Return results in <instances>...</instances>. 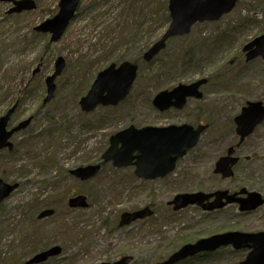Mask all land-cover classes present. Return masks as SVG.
I'll list each match as a JSON object with an SVG mask.
<instances>
[{
	"label": "rangeland",
	"instance_id": "obj_1",
	"mask_svg": "<svg viewBox=\"0 0 264 264\" xmlns=\"http://www.w3.org/2000/svg\"><path fill=\"white\" fill-rule=\"evenodd\" d=\"M34 1L35 11L16 15H7L10 5L0 3V115L24 94V110L36 117L25 132L33 145L0 153V179L19 184L0 205V264H25L30 254L50 246H60L63 253L46 264L113 263L124 256L133 257L131 264H156L200 238L264 232V205L252 213H240L236 205L212 213L196 206L174 212L168 206L177 194L220 189H246L264 197V123L237 150L240 161L233 178L213 173L217 160L238 142L234 118L248 102L264 106V61L246 62L243 52L264 34V0H239L219 21L197 24L189 35L171 39L151 63L142 56L170 24L168 0H143L141 26L139 9L130 17L124 11L127 0H82L57 43L34 28L57 15L60 0ZM125 24L133 28L122 32ZM58 58L65 60V69L55 81L54 99L44 105L45 80ZM128 61L139 66L129 98L117 107L83 114L79 101L98 71ZM201 79L208 81L200 89L201 100L191 98L182 111L166 114L153 108L160 91ZM184 124L208 129L164 179L144 181L136 178L134 168L112 164L88 182L70 176L71 170L98 164L110 137L130 125ZM72 189L88 197V209L68 208ZM147 206L154 216L118 227L123 213ZM49 209L55 212L52 217L37 219ZM247 253L230 247L182 264H237Z\"/></svg>",
	"mask_w": 264,
	"mask_h": 264
},
{
	"label": "water",
	"instance_id": "obj_2",
	"mask_svg": "<svg viewBox=\"0 0 264 264\" xmlns=\"http://www.w3.org/2000/svg\"><path fill=\"white\" fill-rule=\"evenodd\" d=\"M9 0H0L7 2ZM238 0H169L168 10L171 23L163 37L155 43L145 54L144 60L151 62L161 51L166 48L168 40L174 37H182L190 34L192 27L197 23L216 22L223 16L231 13ZM81 0H61L59 13L52 19L45 21L36 28V31L50 33L51 42H57L63 36L72 18L79 7ZM14 8L8 13H22L36 9L33 0L14 1ZM246 53V62L259 57L264 61V35L254 39L243 48ZM65 68V61L59 58L55 65V72L46 80L47 97L44 103H48L54 97L56 90L55 80ZM138 66L130 62L121 64L118 68L111 65L98 74L88 94L80 100L82 111L90 113L98 106L116 107L130 94L136 80ZM207 80L203 79L190 85H179L171 91L159 93L153 100V105L165 112L171 108L183 109L188 98L201 99L200 87ZM11 109L8 114L0 119V151L13 149L9 142L14 133L26 129L31 119L24 121L18 127L7 131L8 120L14 112ZM236 134L239 142L227 150L226 156L221 157L215 164V174L224 179L234 175L233 168L238 164L236 148L254 133L255 129L264 122V106L261 102H248L241 110L239 116L234 119ZM207 126H199L196 129L190 125L169 126L163 128L145 127L136 129L134 126L111 136L109 147L102 155L104 164L112 163L115 168H135V176L145 181L163 179L172 173L176 163L184 158L188 151L194 149L199 142L201 134ZM102 169L101 164L80 167L71 171V175L81 181H88L97 176ZM18 188V185H10L0 179V204ZM246 196V197H242ZM212 199V201H210ZM85 196H77L69 200L70 208H87ZM239 204L241 212L255 211L264 205V198L256 192H247L242 189L238 193L230 194L228 191H217L212 194L203 192L192 194H180L175 196L170 205L174 211L185 209L190 205H198L203 211L213 212L221 210L231 204ZM52 210H46L39 215V219L50 217ZM153 215L150 208L121 215L119 227L128 226L131 223ZM232 246L234 250L249 249L250 252L242 262L238 264H264V232L241 233L227 232L202 238L193 244H187L172 254L168 260L157 264H178L188 258L201 253H211ZM62 252L60 247H53L30 259L27 264H40L49 258L58 256ZM133 258L123 257L112 264H130ZM110 264V263H102Z\"/></svg>",
	"mask_w": 264,
	"mask_h": 264
},
{
	"label": "flooded vegetation",
	"instance_id": "obj_3",
	"mask_svg": "<svg viewBox=\"0 0 264 264\" xmlns=\"http://www.w3.org/2000/svg\"><path fill=\"white\" fill-rule=\"evenodd\" d=\"M6 4H9L10 5V8L9 9H11L12 8V4H11V2H8V3H6ZM14 15H16V14H14ZM34 31L35 32H37L36 31V29L34 28ZM46 35H49L50 36V39H51V34L50 33H46ZM28 97H27V95H25L24 96V94L22 95V96H20V97H18V98H16L15 100H14V102L10 105V106H8V107H6V109L2 112V114L0 115V117H2V116H4V115H6L11 109H15L14 110V112L11 114V116H10V118H9V120H8V128H7V131H11V130H13L14 128H16L18 125H20L22 122H24V121H26V120H28V119H31V122H30V124H29V126L26 128V129H24V130H21V131H19V132H16V133H14L13 134V136L11 137V143L14 145V149L15 148H20V147H24V144L27 142V140L28 139H32V136H30V137H28V135H26L27 133H25V132H27V130H29V128L30 127H32L33 126V123H34V121H35V119H36V117L34 116V115H27V112L24 110V108L26 107V101L28 100L27 99ZM46 98V97H45ZM45 98H44V100H45ZM202 98H203V93H202ZM201 98V99H202ZM200 99V100H201ZM44 100H43V102H44ZM152 106H153V108L155 109V111L157 112V113H159V114H166L167 112H170V111H174L175 109H170V110H168V111H165V112H161L160 110H158L154 105H153V100H152ZM175 111H178V110H175ZM182 111V110H181ZM203 125V124H202ZM168 126H171V125H168ZM168 126H152V125H147V126H144V127H168ZM199 126V125H198ZM195 128L197 127V126H194ZM208 129V128H207ZM206 129V130H207ZM205 130V131H206ZM204 131V132H205ZM203 132V133H204ZM202 133V134H203ZM23 134V135H22ZM202 134H201V136H202ZM27 137V138H26ZM26 138V139H25ZM201 138V137H200ZM19 139H21V140H24L23 142H22V144L20 143L21 141H19L18 142V140ZM232 145H234V144H232ZM232 145H231V147H232ZM230 147V146H229ZM14 149H13V151H14ZM8 151V150H7ZM12 151V152H13ZM9 152V151H8ZM189 152H187V154H188ZM186 154V155H187ZM186 157V156H185ZM234 172H235V170H234ZM235 175V174H234ZM215 176H218L217 174H215ZM234 177V176H233ZM232 177V178H233ZM73 179H75V180H77V181H79L78 179H76L75 177H73ZM231 179V178H230ZM75 191L72 189L71 190V194H70V197H69V199H68V202H69V200L71 199V198H75V197H77V196H79L80 195V193H74ZM231 193V192H230ZM232 194H234V193H232ZM244 197V196H243ZM170 206V205H169ZM171 208H173L172 206H170ZM76 210L77 209H79V208H75ZM50 210H52V209H50ZM54 211V210H53ZM55 213V212H54ZM54 215V214H53ZM52 215V216H53ZM51 216V217H52ZM32 238V237H31ZM32 242V241H31ZM31 244H33V245H35L36 246V243H35V241L34 242H32ZM52 246H50L49 248H47V247H43L41 250H36L33 254H30L29 256H28V259H27V261L25 262V264H27V262L32 258V257H34V256H36V255H38V254H40V253H43V252H45V251H47L48 249H50Z\"/></svg>",
	"mask_w": 264,
	"mask_h": 264
},
{
	"label": "trees",
	"instance_id": "obj_4",
	"mask_svg": "<svg viewBox=\"0 0 264 264\" xmlns=\"http://www.w3.org/2000/svg\"><path fill=\"white\" fill-rule=\"evenodd\" d=\"M143 4V0H127L126 1V3H125V6H124V11H126V12H128V16L130 17V16H132V15H136L137 14V11H136V9H139V17H140V23H139V26H141L143 23L141 22V17L143 16V13H142V7H141V5ZM99 5H100V3H98V5L96 6V7H99ZM139 6V7H138ZM166 14H167V17H166V21L167 22H169L170 21V19H169V15H168V13L166 12ZM169 20V21H168ZM124 28H123V31L122 32H125V30L126 31H129L130 30V28H133V26L132 25H129V24H125L124 26H123ZM122 35H125V33H122ZM31 138L30 139H28L27 140V142L24 144V147H26V148H28V147H31V145H33L32 143H31ZM99 161H100V159H99ZM72 233H73V231H72ZM217 253V252H216ZM213 254H215V253H212V254H206V255H203V256H201L202 258L203 257H210V256H212ZM200 257V258H201ZM199 258V259H200ZM198 259V258H197ZM191 261V260H190Z\"/></svg>",
	"mask_w": 264,
	"mask_h": 264
}]
</instances>
